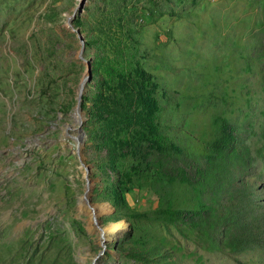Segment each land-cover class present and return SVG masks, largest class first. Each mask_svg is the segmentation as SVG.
<instances>
[{
	"label": "rangeland",
	"instance_id": "1",
	"mask_svg": "<svg viewBox=\"0 0 264 264\" xmlns=\"http://www.w3.org/2000/svg\"><path fill=\"white\" fill-rule=\"evenodd\" d=\"M105 1L0 0V264H264L262 250L210 247L188 214L209 198L202 161L224 117L248 155L237 171L264 181V0H118L115 15ZM97 34L113 60L120 46L133 49L161 101L165 91L176 98L164 125L185 171L158 148L117 166L92 143L99 44L87 40ZM88 59L90 98L76 111ZM75 117H86L83 154ZM86 191L105 207L98 221Z\"/></svg>",
	"mask_w": 264,
	"mask_h": 264
},
{
	"label": "trees",
	"instance_id": "2",
	"mask_svg": "<svg viewBox=\"0 0 264 264\" xmlns=\"http://www.w3.org/2000/svg\"><path fill=\"white\" fill-rule=\"evenodd\" d=\"M104 4H110L114 15L121 13L118 0L105 1ZM103 16L101 11V18L97 21L100 22ZM75 22L80 26L84 20L78 16ZM100 38L97 34L87 40L90 45L99 44L94 56L96 92L87 113L92 143L99 149L105 148L117 166L123 164V156L144 157L153 148H158L168 152L170 162L185 171L190 164L182 156L186 154H181L185 151L176 146V133H171L174 129L164 125L168 119L165 112L176 98L165 91V101H161L158 94L162 92L158 90V84L140 65L133 49L120 46L117 52L119 59L113 60ZM213 96L207 93L203 101L213 106L217 103ZM89 98L83 94V100L88 101ZM231 121L230 118H222L219 131L212 140L214 152L203 156L202 163H208V167H204L208 175L200 183H206L203 189L208 191V200L202 203L204 206L196 205V212L195 208L187 207L182 211L191 210L188 214L195 217L191 222L192 228L200 231L210 247L221 250L257 249L261 252L264 251V186H261L264 181H259L257 175L248 170L237 171V161L247 163L248 155L237 123ZM165 251L171 259V252ZM131 254L143 259L137 252ZM238 264L248 263L239 261Z\"/></svg>",
	"mask_w": 264,
	"mask_h": 264
},
{
	"label": "water",
	"instance_id": "3",
	"mask_svg": "<svg viewBox=\"0 0 264 264\" xmlns=\"http://www.w3.org/2000/svg\"><path fill=\"white\" fill-rule=\"evenodd\" d=\"M83 6V2H81L77 7H75L72 11V13L70 14V16L68 17L69 20H71V17H74L76 15V12L78 11V8H81ZM76 30H77V33H78V36H79V39L81 41V44H82V47L79 51V56H82L81 52H82V48L84 47L85 45V39L83 37V34L81 33V31L79 30L78 27H76ZM87 62V67H86V71L85 73L83 74V76L80 78L79 80V83L77 84V93H76V105H75V110L76 111H79V110H82V100H83V94L86 90V83L88 81L91 80L92 78V64H91V61L88 59L86 60ZM86 117H75L73 119V121L75 122L74 124L73 123H68V125H70L72 128H74L77 133L75 135H73L74 137H77L78 138V142L81 143V144H77V151L81 152V147L85 145V139H86V133H85V129L83 127V124H84V121H85ZM81 154H83L81 152ZM83 156V155H82ZM85 197L86 199H88L89 201V198L87 197L88 193L87 191L85 192ZM90 204H91V208H92V212H91V215L93 217V219L95 221H98L100 216L104 213L100 206L102 204V202H98V201H89ZM105 229L102 230L105 231ZM107 240V237L105 238H102V241H101V244H102V247L99 251V253H101L105 247V242ZM95 264V263H94Z\"/></svg>",
	"mask_w": 264,
	"mask_h": 264
},
{
	"label": "bare ground",
	"instance_id": "4",
	"mask_svg": "<svg viewBox=\"0 0 264 264\" xmlns=\"http://www.w3.org/2000/svg\"><path fill=\"white\" fill-rule=\"evenodd\" d=\"M104 205L106 206V204L104 203ZM102 211H105V207L103 205L100 206ZM107 236V235H106Z\"/></svg>",
	"mask_w": 264,
	"mask_h": 264
}]
</instances>
